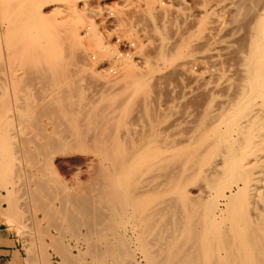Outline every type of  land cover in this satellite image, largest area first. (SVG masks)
I'll list each match as a JSON object with an SVG mask.
<instances>
[{
    "label": "rangeland",
    "instance_id": "obj_1",
    "mask_svg": "<svg viewBox=\"0 0 264 264\" xmlns=\"http://www.w3.org/2000/svg\"><path fill=\"white\" fill-rule=\"evenodd\" d=\"M12 1L16 2L10 4V9L14 8V27L8 33L11 42L6 41L7 51L5 43H0V58L8 49L12 53L5 65L8 68L0 66V248L9 249L0 251L9 253L0 264H242L235 258L230 261L224 254L226 250L233 251L232 232L228 220L221 226L215 219L221 202L213 193H229L236 182H241L246 176L243 172L252 165L254 150L237 148L239 154L237 150L234 153L245 157L247 165L237 172L222 171L221 156L226 144L220 147L224 144L218 140L220 136H211L209 122L239 95L244 80L241 53L248 49L256 27L255 12L264 0H236L235 3L240 1V5L236 3L239 7L233 0H51L59 2V6L50 0H32V4L49 3L41 8L45 16L39 20L44 29L40 28L42 37L30 33L29 44L22 43L23 23L16 26L14 22L24 17L27 20V8ZM53 6L61 9L59 15L55 14L59 10L54 11L55 16L52 14ZM73 6L77 10L90 8V14L80 13V9L73 12ZM54 35H58L59 46L55 40L52 42ZM19 43L28 51L27 57ZM49 46L57 47L59 55L54 50L48 53ZM11 47L16 48L17 56ZM114 51L122 53L119 58L114 57ZM55 54L60 61H53L54 66L47 68ZM123 56L128 60L120 59ZM19 71L24 75H18ZM206 125L211 129H207L209 134L205 129L200 134ZM198 133L214 138L212 141L204 137L211 141L213 155L207 142L205 148H200L205 141L200 140L203 136L197 138ZM197 147L202 158L199 148L196 157L202 161H195V166L190 162L196 159ZM166 150L174 155L167 156ZM189 150H194L191 157ZM183 153L189 155L185 157ZM140 154L142 164L148 159L152 164L145 163L143 168ZM162 157L169 158V162ZM131 160L138 164L135 166ZM181 165L197 167L200 177L188 173H195L196 168L189 167L188 171ZM171 173L189 176L190 181L183 182ZM152 185L157 190H152ZM237 197L234 219L240 226L253 219L254 205L248 204L251 199L264 215V192L253 197L242 190ZM86 198L88 203L83 202ZM140 206L144 211L138 209ZM190 228L197 231L193 233ZM186 230L188 235L183 236ZM175 234L177 238L172 237ZM188 248L197 253L191 255ZM203 254H210L208 261Z\"/></svg>",
    "mask_w": 264,
    "mask_h": 264
},
{
    "label": "bare ground",
    "instance_id": "obj_2",
    "mask_svg": "<svg viewBox=\"0 0 264 264\" xmlns=\"http://www.w3.org/2000/svg\"><path fill=\"white\" fill-rule=\"evenodd\" d=\"M16 1V0H15ZM17 1H19V3L20 4H23V7H21L22 9L24 8V7H26L27 8V12H28V15H30V16H26V17H28L27 18V20L25 19V17H24V19H21L20 20V24L17 22V21H15L14 20V22H15V25L17 24L18 26L19 25H21L22 26V23H23V28H22V31L20 32V33H22L21 34V36H22V43H23V41L25 42V44L26 43H28L29 44V40H31L30 39V36L31 35H29L30 33H34V35L35 36H39V37H42L41 36V34H43V32H42V30H40V28L41 29H43L42 28V26L40 27V22L43 20V18L45 17L43 14L44 13H42L43 11H42V9L41 8H43V5H44V3H37V4H32V3H30V1L32 2V0H17ZM29 1V2H28ZM47 1V0H46ZM53 1V0H52ZM57 1H60V0H57ZM67 1V0H66ZM129 1V0H128ZM151 1V0H150ZM228 1V0H227ZM235 1L236 0H233V2L235 3ZM243 1V0H242ZM44 2V1H43ZM49 2H51V0L49 1ZM49 2H46L45 3V5L47 4V3H49ZM61 2H63V1H61ZM142 2V1H141ZM184 2V1H183ZM16 2H13L12 0H0V14H1V17L3 18V20L2 19H0L1 20V23H0V43H5V50L7 51V48H6V41H8L9 40V36H8V33H9V31H10V33H11V27L13 26L14 27V24H13V22H12V17H11V15H12V12L14 13V8L12 7V10L10 9V4H15ZM18 3V4H19ZM28 3H30V4H28ZM51 3H53V2H51ZM55 3H57V4H54L55 6L56 5H61V4H59V2H55ZM66 3V2H65ZM71 3H73V1L71 2ZM80 3V2H79ZM86 3V2H85ZM145 3V2H144ZM152 3V2H151ZM158 3V2H157ZM156 3V4H157ZM236 3H240V1H237ZM235 3V4H236ZM19 4V5H20ZM24 4L26 5V6H24ZM67 4V3H66ZM69 4V3H68ZM68 4H67V6H68ZM238 4H236V6L238 5ZM250 4V3H249ZM258 4V3H257ZM17 5L18 7H20V6H22V5ZM28 5V6H27ZM44 5V6H45ZM63 5V4H62ZM86 5V4H85ZM139 5V4H138ZM240 5V4H239ZM243 5V4H242ZM241 5V6H242ZM47 6V5H46ZM57 6V7H58ZM71 6H72V4H71ZM80 6V5H79ZM163 6V5H162ZM54 7V6H53ZM60 7H62V6H60ZM149 7H151V6H149ZM155 7V6H154ZM153 7V8H154ZM237 7H239V6H237ZM5 8V9H4ZM20 8V9H21ZM55 9H52L53 10V13L52 14H54L57 10H59V11H57L55 14H57V15H59V13L58 12H60V10L61 9H59V7L58 8H56V7H54ZM64 8H66V6L64 5ZM68 8V7H67ZM66 8V9H67ZM73 9H72V11L74 12V11H78L77 9H76V6L74 7H72ZM77 8H78V6H77ZM82 8V7H81ZM85 8V7H84ZM215 8V7H214ZM220 8V4H219V7H218V9ZM232 8V7H231ZM234 8V7H233ZM21 9V10H22ZM83 9V8H82ZM82 9H80L82 12H80V13H83V11H84V13L85 12H87L88 13V10L90 9H88V8H86V10H82ZM88 9V10H87ZM151 9V8H150ZM211 9V8H210ZM217 9V10H218ZM5 10V11H4ZM10 10H11V12H10ZM20 10V11H21ZM34 10H37L36 11V13L34 12ZM68 10V9H67ZM91 10V9H90ZM147 11H148V9H146ZM20 11H18V12H20ZM23 11H25V9L23 10ZM22 11V13H24ZM55 11V12H54ZM152 11V10H151ZM150 11V12H151ZM219 11V10H218ZM238 11H239V8H238ZM26 12V11H25ZM26 12V13H27ZM38 12V13H37ZM52 12V11H51ZM51 12H50V14H51ZM62 12H64V11H62ZM90 12V11H89ZM149 12V13H150ZM209 12V11H208ZM236 12V11H235ZM242 12V11H241ZM16 13V12H15ZM61 13V12H60ZM3 14V15H2ZM17 14V13H16ZM25 14V13H24ZM38 15V17H37V15ZM50 14H49V16H50ZM55 14H54V16H55ZM74 14V13H73ZM75 14H79V13H75ZM88 14H90V13H88ZM19 15V14H18ZM47 15V14H46ZM82 16H83V14H81ZM35 16V20L33 19V17ZM42 16H44L43 18H42ZM63 16H65V15H63ZM73 16H76V15H73ZM78 16H80V15H78ZM0 17V18H1ZM37 17V18H36ZM51 17V16H50ZM60 17V16H59ZM62 17V16H61ZM61 17L59 18L60 20H61ZM67 17V16H66ZM65 17V18H66ZM81 17V16H80ZM16 18V17H15ZM19 18H20V16H19ZM19 18H18V20H19ZM40 18H42L41 19V21H39L40 20ZM64 18V17H63ZM79 18V17H78ZM83 18H84V16H83ZM255 18H256V27L253 25V27H255V30H254V33L253 34H251L252 36H251V39H250V42H249V46H248V49L246 50V51H241L242 53H241V56H242V59H243V61H244V63H243V71H244V80H243V83H242V85H241V88H240V92H239V95L236 97V100L234 101V102H232V104H229V106L226 108V109H224V110H222L220 113H218V115L216 114V116L217 117H215L214 118V120H213V122H212V119H211V122H209V124L210 123H212V126L209 128H207V125H206V127L204 126V128L203 129H200V131L202 130V131H204V129L207 131V133H208V131L209 130H207V129H210L211 130V136H213V135H218V136H220L219 137V139L218 140H220V142H222V143H224L223 145H221L220 147H223L225 144H226V152L224 151V155L223 156H221L222 157V164H221V168H222V171H224V172H232V171H235V172H237L238 170H241L242 168H244V166L245 165H247V164H244V158L243 157H239V155L237 156L235 153V151L237 150V148H239V149H248V151L249 152H252V150H254V153L252 152V154H253V157H252V165H250L249 167H247V168H249V169H247V171H246V173L245 172H243V175H246V176H243V179H241V182L240 183H238V182H236V184H235V186H234V188H231V187H229V188H231V189H229V193H228V190H226L227 191V193H225V190H216L213 194H214V196H216V197H218L219 199H220V202H221V207L218 209V211H217V213L215 214V219L217 220V222L222 226L224 223L226 224V221L228 220L230 223H228V226H229V229L231 230V234H232V241H230L231 242V246L230 247H232V249H233V251L231 250V252L229 251V250H226L225 252H224V254H226V256L227 257H229V260L231 261V260H237V262L239 261V262H241L242 264H264V215H263V213H262V211H263V209L262 210H260L261 209V207H258L257 205H256V203L254 204V201H252V199L250 200V202L248 201V204H251V203H253V205H254V207H253V210H252V215H253V219L250 221L251 223H247L246 225H241L240 226V224H238L237 223V220H236V222H235V219H234V213L236 212V208H238V207H236V204H237V195L242 191V190H247L248 191V193L250 194V193H252V195H253V197L254 196H259V194H260V192L261 193H263L264 192V1L262 2V4L256 9V12H255ZM76 19V18H75ZM46 20H47V17H46ZM49 20V19H48ZM51 20V19H50ZM49 20V21H50ZM54 20V19H53ZM67 20V19H66ZM77 20V19H76ZM252 20V19H251ZM44 21H45V19H44ZM48 21V22H49ZM71 21H72V19H71ZM74 21V20H73ZM93 21V20H92ZM34 22H35V24H34ZM55 22H57L56 21V19H55ZM63 22H65V21H63ZM63 22H61L63 25H64V23ZM82 22V21H81ZM84 22V21H83ZM83 22H82V24H83ZM42 23V22H41ZM47 23V22H46ZM68 23V22H67ZM73 23V22H72ZM75 23V25H76V22H74ZM90 24H91V22H89ZM217 23V22H216ZM219 23V22H218ZM223 23V22H222ZM225 23V22H224ZM226 23H228V22H226ZM34 24V25H33ZM47 24H51V23H47ZM70 24V23H69ZM80 24V23H79ZM79 24H77V25H79ZM214 24V23H213ZM16 25V26H17ZM61 25V24H60ZM67 26V25H66ZM68 26H70V25H68ZM72 26V25H71ZM84 26H85V24H84ZM83 25H82V27H84ZM218 26V25H217ZM13 27H12V29H13ZM56 27H59V25L58 26H56ZM74 26H72L71 27V29L70 30H72V28H73ZM79 27V26H78ZM77 27V28H78ZM87 29L89 28V26L87 27V25L85 26ZM84 27V28H85ZM17 28H20V27H16V29ZM64 28V27H63ZM80 28V27H79ZM85 28V29H86ZM116 28V27H115ZM15 29V30H16ZM21 29V28H20ZM19 29V30H20ZM90 30H91V27L89 28ZM120 29V28H119ZM240 29V28H239ZM18 30V29H17ZM44 30V29H43ZM74 30H75V28H74ZM80 30V29H79ZM82 30V29H81ZM126 30V29H125ZM226 30V29H225ZM242 30V29H241ZM61 31V30H60ZM85 31V30H84ZM87 31H89V30H87ZM64 32V31H63ZM72 32V31H71ZM76 32V31H75ZM77 32H79V31H77ZM93 32H94V29H93ZM117 32V31H116ZM129 33V32H128ZM16 34H17V32H16ZM15 34V35H16ZM59 34H61V33H59ZM69 34V33H68ZM88 34V33H87ZM86 34V35H87ZM94 34H95V32H94ZM18 35V34H17ZM33 35V34H32ZM71 35V34H70ZM74 35V34H73ZM76 35V34H75ZM220 35V34H219ZM55 37H52V42L54 41V43L56 44L57 43V46H59V44H58V42H56L57 40H59V38H58V35H57V38H56V35H54ZM69 36V35H68ZM84 36V35H83ZM89 36H90V34H89ZM91 36H93V35H91ZM238 36V35H237ZM18 37V36H17ZM23 37H24V39H23ZM66 37V36H65ZM15 38V37H14ZM20 36H19V38H18V40H20ZM31 38H32V36H31ZM47 38V37H46ZM49 38V37H48ZM47 38V39H48ZM60 38H62V37H60ZM79 38V37H78ZM50 39V38H49ZM57 39V40H56ZM82 39V38H81ZM237 39V38H236ZM12 40V39H11ZM26 40H28V42L26 41ZM83 40V39H82ZM77 41V40H76ZM8 42H11L10 40L8 41ZM40 42H41V40H40ZM45 42H47V41H45ZM45 42H43V43H45ZM232 42V41H231ZM239 42V41H238ZM237 42V43H238ZM13 43H14V41H13ZM60 43V42H59ZM9 44V43H8ZM33 44H34V42H33ZM42 44V43H41ZM48 44V43H47ZM46 44V45H47ZM223 44V43H222ZM227 44V43H226ZM1 45V44H0ZM15 45V44H14ZM20 45V46H19ZM19 47H20V49L21 50H23V48L24 47H22L21 46V44L19 43ZM23 45V44H22ZM51 45H53L52 43H51ZM11 46H12V44H11ZM30 46V45H29ZM40 46V45H39ZM54 46V45H53ZM53 46H49V47H46V49H47V52H48V50L51 52L52 50H54V51H52V52H55L56 50V48L55 49H53L54 47ZM73 46V45H72ZM102 46V45H101ZM34 47V46H33ZM1 48V47H0ZM8 48H10V45H9V47ZM13 48H15V47H13ZM12 47H11V49H13ZM36 48H38V47H36ZM35 48V49H36ZM116 48V47H115ZM115 48H113V49H115ZM246 48V47H245ZM30 49V48H29ZM42 49H45L44 47L42 48ZM88 49V48H87ZM181 49V48H180ZM219 49V48H218ZM239 49V48H238ZM1 50V49H0ZM4 50V49H3ZM4 50V51H5ZM19 50V49H18ZM31 50H32V48H31ZM39 50H40V48H39ZM57 50H60V48H58ZM62 50V49H61ZM244 50V49H243ZM14 51V53H15V55H16V52H17V50H16V48H15V50H13ZM12 51V52H13ZM16 51V52H15ZM46 51V50H45ZM44 51V52H45ZM220 51V50H219ZM18 52H22V51H18ZM23 52L26 54V52H28V51H25V49L23 50ZM37 52V51H36ZM51 52V53H52ZM57 52V51H56ZM115 52V51H114ZM2 53V52H1ZM0 53V54H1ZM4 53V52H3ZM10 50L8 49V53L6 52V55H5V57L4 58H0V66H2L3 68L4 67H6L5 65H6V63H7V60H8V58L12 55V53H11V55H10ZM40 53V52H39ZM49 53V52H48ZM59 52H57V54H58ZM178 53V52H177ZM5 54V53H4ZM9 54V55H8ZM19 53H17V55H18ZM34 54V53H33ZM37 54V53H36ZM110 54H113V53H110ZM120 54H122L121 52L119 53V51L117 52H115V54H114V57L115 58H119V56H120ZM16 55V56H17ZM21 55V54H20ZM23 55V54H22ZM47 55V54H46ZM51 55V54H50ZM49 55V56H50ZM59 55V54H58ZM87 55V54H86ZM1 56V55H0ZM9 56V57H8ZM29 56V55H28ZM125 56V55H124ZM124 56H123V58H120V59H124V60H128L127 58L125 59L124 58ZM25 57H27V54L25 55ZM51 57H54L53 59L51 58ZM50 58L52 59V61H51V59H50V62H48V64L47 65H49V63H51L50 65H49V67L46 65V67L47 68H50V66H51V68L54 66V65H52V64H54V62L55 61H60V60H57L58 58V56L55 54V55H52ZM12 58V57H11ZM20 58V57H19ZM46 58V57H45ZM130 58H132V57H130ZM41 59V58H40ZM59 59H60V56H59ZM24 60V59H23ZM39 60V59H38ZM47 60V59H46ZM110 60V59H109ZM113 60H114V58H113ZM188 60V59H187ZM54 61V62H53ZM121 61V60H120ZM132 61H134V60H132ZM146 61V60H145ZM18 62H20V61H18ZM21 62H23V61H21ZM39 62V61H38ZM42 62V61H41ZM47 62V61H46ZM45 62V63H46ZM56 63H58V62H56ZM113 63V62H112ZM111 63V64H112ZM118 63V62H117ZM121 63V62H120ZM124 63H125V65H127V61L125 62L124 61ZM131 62L130 61H128V65L130 64ZM150 63V62H149ZM12 64V63H11ZM44 64V63H43ZM115 64V63H114ZM151 64V63H150ZM156 64H158V63H156ZM182 64V63H181ZM23 65V64H22ZM40 65V64H39ZM59 64H57V65H55L56 67L58 66ZM123 65V64H122ZM131 65H132V63H131ZM183 65V64H182ZM9 66V65H8ZM34 66V65H33ZM80 66V65H79ZM109 66V65H108ZM111 66V65H110ZM188 66V65H187ZM14 67V66H13ZM11 68V69H13V71H12V73L14 72V70H15V67L14 68ZM39 67V66H38ZM135 67V66H134ZM8 67H6V69H7ZM10 68V67H9ZM27 68V67H26ZM39 68H41V67H39ZM80 68V67H79ZM82 68V67H81ZM95 68V67H94ZM17 69V68H16ZM18 69H21V68H18ZM58 69V68H57ZM83 69H84V67H83ZM104 69V68H103ZM106 69V68H105ZM108 69V68H107ZM106 69V70H107ZM130 69H132V68H130ZM1 70H2V68H1ZM22 70V69H21ZM55 70V69H54ZM105 70V71H106ZM7 71V70H6ZM10 71V70H9ZM17 71V70H16ZM24 71V70H23ZM23 71H19L20 73L18 74V75H22V73H23ZM55 72V71H54ZM78 72H79V70H78ZM18 73V72H17ZM46 73V72H45ZM110 73V72H109ZM224 73V72H223ZM11 74V73H10ZM121 74V73H120ZM16 75V74H15ZM23 75H24V73H23ZM56 75V74H55ZM54 75V76H55ZM14 76V75H13ZM109 76V75H108ZM8 78V77H7ZM10 78H11V76H10ZM72 78V77H71ZM78 80V79H77ZM6 81V80H5ZM17 81V80H16ZM72 81V80H71ZM14 82H15V80H14ZM63 82V81H62ZM63 83H65V82H63ZM240 83V82H239ZM6 84H8V83H6ZM57 84V83H56ZM4 85V84H3ZM61 85V84H60ZM73 85V84H72ZM14 87V86H13ZM2 88H3V86H2ZM8 88H9V86H8ZM62 88V87H61ZM10 89V88H9ZM16 89V88H15ZM14 89V90H15ZM6 90H7V87H6ZM8 91V90H7ZM17 91V90H16ZM9 92V91H8ZM15 91H13V93H14ZM54 94V93H53ZM9 95H10V93H9ZM11 96V95H10ZM12 97H14V96H12ZM11 97V98H12ZM60 97V96H59ZM56 98H57V96H56ZM232 98V97H231ZM30 99V98H29ZM21 100V99H20ZM35 100V99H34ZM232 101V100H231ZM10 103V102H9ZM28 103V102H27ZM61 103V102H60ZM59 103V104H60ZM14 104V103H13ZM12 104V105H13ZM32 104V103H31ZM11 105V106H12ZM16 105V104H15ZM62 105V104H61ZM23 107V106H22ZM32 107H34V106H32ZM65 107H67V105L65 106ZM59 108H61V107H59ZM32 110H30V112H31ZM213 111V110H212ZM33 113V112H32ZM214 113V112H213ZM16 116V115H15ZM17 118V117H16ZM14 124V123H13ZM59 124H57V126H58ZM211 125V124H210ZM26 126V125H25ZM55 126H56V123H55ZM13 127V126H12ZM23 127V126H22ZM197 127V126H196ZM27 128V127H26ZM29 128H31V127H29ZM60 129V128H59ZM33 131V130H32ZM52 131V130H51ZM60 131H61V129H60ZM199 131V132H200ZM201 131V132H202ZM205 132H202V133H200V134H204ZM207 133L205 134L207 137L209 136V135H207ZM50 134V133H49ZM60 134V133H59ZM200 134L198 133L197 135H198V137L197 138H199V136H200ZM209 134V133H208ZM172 135V134H171ZM205 135H201V136H203V138H200V140L201 139H204V137L205 138H207ZM200 136V137H201ZM211 136H210V138H211ZM54 137V136H53ZM195 137V138H196ZM42 138V137H41ZM55 138V137H54ZM167 138V137H166ZM192 138V137H191ZM196 138V140H198ZM209 137L207 138V139H210ZM207 139H204L203 141H205L204 142V146H202L201 145V143L199 144L200 145V148H205L206 146H207V143H208V146H209V148H210V143L209 142H211L210 140H214V138H212V139H210V140H208L209 142H207ZM193 140V139H192ZM191 140V141H192ZM212 140V141H213ZM24 141V140H23ZM188 141V140H187ZM215 141V140H214ZM192 142H194V141H192ZM207 142V143H206ZM166 143V142H165ZM164 143V144H165ZM167 143H169V142H167ZM215 143H217L218 144V142H214V145H215ZM154 144V143H153ZM212 145H213V143H211ZM221 144V143H220ZM19 145V144H18ZM166 145V144H165ZM179 145V144H178ZM206 145V146H205ZM213 145V146H214ZM155 146H156V144H155ZM187 146H188V148H189V146H190V144L188 145V142H187ZM198 146V145H197ZM216 146V145H215ZM157 147V146H156ZM158 147H160L159 145H158ZM157 147V148H158ZM165 147V146H164ZM169 147V148H168ZM171 147H172V145H171ZM170 146H167V148L169 149V150H172V149H170L171 148ZM175 147H177V146H175ZM179 148H182V147H180V146H178ZM212 147V146H211ZM155 148V147H154ZM179 148H178V150H179ZM198 148L199 147H197L196 149L194 148V150H198ZM199 148V153H198V151L195 153L194 152V150H193V152H194V156L196 157V155H197V153H198V155H200L201 156V149ZM214 148V147H213ZM177 149V148H176ZM184 149H185V147H184ZM190 150H192V148H189ZM211 149V148H210ZM219 149V148H218ZM222 149V148H221ZM152 150H155V149H152ZM159 151H160V149H158ZM188 150V149H187ZM189 150V151H190ZM206 150V149H205ZM205 150H203L204 152H205V154L206 153H208V151H205ZM25 151V150H24ZM163 151H164V149H163ZM166 151H168V150H166ZM165 151V153H168V155L167 156H173L174 154L173 153H169L170 151H168V152H166ZM186 151V150H185ZM211 153H212V151H213V149H211V150H209ZM214 151H215V149H214ZM238 151V150H237ZM150 152V151H149ZM171 152H173V151H171ZM175 152V151H174ZM184 152V151H183ZM191 152V155H190V157L192 156V151H190ZM190 152H185V153H190ZM203 152V153H204ZM209 152V153H210ZM235 152V153H234ZM155 153H159L160 154V152H155ZM154 153V154H155ZM164 152L162 153V155L161 156H163V154H165ZM202 153V154H203ZM221 153V152H220ZM238 154H239V151L237 152ZM247 153V152H246ZM24 154V153H23ZM121 154L123 155V152L122 153H120L119 154V156L121 157ZM138 155H139V153H137ZM148 154V153H147ZM152 153L150 152V155H151ZM154 154L152 155V156H154ZM170 154V155H169ZM172 154V155H171ZM177 154H178V151H177ZM214 153H212V155H213ZM141 156H139V161H140V157H142L143 155L142 154H140ZM183 155H185V157L187 156V155H189V154H184L183 153ZM182 155V156H183ZM244 155V154H243ZM16 156V155H15ZM118 156V155H117ZM151 156V157H152ZM166 156V155H165ZM166 156V157H167ZM156 157V156H155ZM160 157V156H159ZM164 158V157H162V158H164V160L166 159V161H167V163L169 162V158L167 159V158ZM190 157L188 156L187 157V159H190ZM13 158V157H12ZM119 158V157H118ZM182 158H184V157H182ZM200 158V157H199ZM201 158H202V156H201ZM203 158H205V157H203ZM209 158H211V157H209ZM247 158V157H246ZM135 159V158H134ZM146 159H148L147 157H146ZM159 159V158H158ZM172 159H173V157H172ZM19 160V159H18ZM137 160H138V158H137ZM143 160H145V159H143ZM148 160H150V159H148ZM147 160V162H144V164L146 163V164H148V162L150 163V161H148ZM156 160V159H155ZM176 160V159H175ZM181 160H183V159H181ZM191 160V159H190ZM190 160H189V162H190ZM198 159H197V157H196V159L195 158H193V160L192 161H194V162H190V164L192 163H194V165L196 166L197 164H196V162L198 163V161L200 160V162L202 161V159H199L198 161H197ZM119 161V160H118ZM132 161V160H131ZM135 160H133L132 161V163L134 162ZM141 161H142V159H141ZM140 161V162H141ZM146 161V160H145ZM185 161V159L183 160V162ZM196 161V162H195ZM207 161H208V159H207ZM210 161V160H209ZM27 162V161H26ZM121 162V161H120ZM130 162V161H129ZM136 162V161H135ZM135 162H134V164H135ZM143 162V161H142ZM142 162H141V166L144 168V164H142ZM155 163H156V161H154ZM163 162H165V161H163ZM178 162V161H177ZM180 162V161H179ZM116 163H118L117 162V160H116ZM158 163V162H157ZM166 162H165V164H167ZM185 163V162H184ZM187 163H188V161H187ZM211 163V162H210ZM209 163V164H210ZM137 164H138V162H137ZM137 164H135V166L137 165ZM150 164H152V163H150ZM164 164V163H163ZM165 164H164V166H165ZM181 164H183V163H181ZM189 164V163H188ZM254 164V165H253ZM149 165V164H148ZM187 165V164H186ZM131 166V165H130ZM134 165H132V167H135ZM138 166H140V163H139V165ZM138 166L136 167L137 169H138ZM163 166V165H162ZM177 166H179L178 164H177ZM183 165H181V167H182ZM121 167V166H120ZM152 167V166H151ZM155 167V166H154ZM180 167V169H182ZM184 167H186V166H183V168ZM189 167H191V166H188V167H186V169L189 171L190 169H188ZM176 168V167H175ZM191 168H196L195 169V173H193L192 172V170H190L188 173H192V175L194 174V176H196V173H197V167H191ZM134 169V168H133ZM137 169H134L133 171L136 173V172H138V171H135V170H137ZM140 169V168H139ZM138 169V170H139ZM156 169H157V167H156ZM160 169V168H159ZM217 169H219V168H217ZM201 169H199L198 171H200ZM204 170V169H203ZM203 170H202V172H203ZM243 170V169H242ZM21 171V170H20ZM141 171V170H140ZM177 171H180L179 170V167L177 168ZM185 171V170H184ZM220 171V170H219ZM218 171V172H219ZM154 172H156L155 170H154ZM201 172V171H200ZM160 173V172H159ZM168 173V172H167ZM177 173H179V172H177ZM222 173V172H221ZM157 174V173H156ZM173 176H175L173 173H171ZM170 174V175H171ZM201 173H197V176H198V178L200 177L199 175H200ZM203 174H204V172H203ZM160 174H158V176H159ZM169 175V174H168ZM182 175H184V172L182 173ZM185 175H186V173H185ZM148 176V175H147ZM147 176H146V178H147ZM153 176V175H152ZM154 176H156V175H154ZM172 176V177H173ZM191 176V175H190ZM208 176H210V175H208ZM175 177H177V178H181L182 180H183V182H185V180H189L190 178H189V176L188 177H186V178H184L185 176H182V177H178V176H175ZM175 177H173L174 179H175V181L177 180V178H175ZM28 178V177H27ZM156 178V177H155ZM167 178V177H166ZM165 178V179H166ZM170 178V177H169ZM192 178H196V177H193L192 176ZM141 179V178H140ZM174 179H172L171 178V180L173 181V183H174ZM180 179V180H181ZM149 181H148V183L150 182V179H148ZM152 180V179H151ZM170 179L168 180V181H170V182H172ZM223 180V179H222ZM154 180H152V182H153ZM157 181V180H156ZM190 181V180H189ZM192 181V180H191ZM27 183H28V181H26ZM145 182V181H144ZM164 182V181H163ZM183 182H180L181 183V185L183 186H187L185 183H183ZM23 183V182H22ZM25 183V182H24ZM145 183H147V182H145ZM189 183H191V182H189ZM208 183V182H207ZM210 183V182H209ZM208 183V184H209ZM231 183V182H230ZM151 184V183H150ZM149 184V185H150ZM155 184V183H154ZM165 184V183H164ZM203 184V183H202ZM212 184V183H211ZM178 185V184H177ZM213 185V184H212ZM28 186V185H27ZM27 186H26V188H27ZM145 186V185H144ZM153 186V185H152ZM179 186V185H178ZM210 186V185H209ZM147 187V186H146ZM149 187V186H148ZM150 187H151V185H150ZM161 187V186H160ZM173 187V186H172ZM181 187V186H180ZM24 188H25V186H24ZM30 188V187H29ZM34 188V187H33ZM143 188V187H142ZM145 188V187H144ZM183 188V187H182ZM205 188V187H204ZM211 188V187H210ZM157 190V188L155 187L154 188V186H153V188H152V190ZM168 189H169V187H168ZM178 189V188H177ZM176 189V190H177ZM184 189V188H183ZM28 190V189H27ZM138 191V190H137ZM181 191V190H180ZM202 191H206L205 189H202ZM208 191V192H207ZM206 192L207 193H210V191L209 190H207ZM140 192H142L141 190L139 191V193L138 194H141ZM178 192H179V190H178ZM186 192V191H185ZM185 192L183 193V194H185ZM196 192V191H195ZM244 192V191H243ZM147 193V192H146ZM189 193V192H188ZM143 194H145V193H143ZM177 194V193H176ZM148 195V194H147ZM146 195V196H147ZM159 195V194H158ZM182 195V194H181ZM198 195H200L199 194V192H198ZM197 195V196H198ZM247 195V194H246ZM56 196V195H55ZM138 196V195H137ZM141 196V195H140ZM140 196L138 197V199L140 198ZM156 196V195H155ZM184 196V195H183ZM187 196L188 195H186V198H187ZM200 196H202V195H200ZM209 196V195H208ZM240 196V195H239ZM249 196V195H248ZM263 197V196H262ZM55 198V197H54ZM143 198V197H142ZM149 198V197H148ZM202 198V197H201ZM213 198V197H212ZM245 198V197H244ZM248 198V197H247ZM135 199V198H134ZM137 199V198H136ZM147 199V198H146ZM151 199V198H150ZM172 199H174V198H172ZM246 199V198H245ZM84 200L85 201H87V203H88V200H87V198L86 199H83V202H84ZM179 200H181V199H179ZM178 200V201H179ZM215 200V199H214ZM217 200V199H216ZM255 200V199H254ZM142 201H143V199H142ZM141 201V202H142ZM153 201V200H152ZM174 202H175V199H174ZM262 202V201H261ZM77 203V202H76ZM86 203V202H85ZM140 203V202H139ZM178 203V202H177ZM184 203V202H183ZM182 203V204H183ZM186 203V202H185ZM79 204H81V202L79 203ZM82 204H84V203H82ZM136 204V203H135ZM141 204V203H140ZM139 204V205H140ZM179 204H180V202H179ZM137 206H138V204H136ZM136 205H135V207H136ZM238 205H240V204H238ZM263 205V204H262ZM86 206V205H85ZM152 206V205H151ZM183 206V205H182ZM181 206V207H182ZM243 206H245V204H243ZM75 207H77V206H75ZM150 207V206H149ZM179 207H177V209H178ZM184 208H188V207H184ZM195 208V207H194ZM70 209V208H69ZM74 209V208H73ZM138 209H142L141 208V206H140V208H138ZM138 209H137V212H138ZM200 209V208H199ZM75 210V209H74ZM143 210V209H142ZM188 210H189V208H188ZM194 210V209H193ZM136 211V210H135ZM144 211V210H143ZM178 211H179V209H178ZM190 211V210H189ZM187 212V211H186ZM191 212V211H190ZM195 213V212H194ZM180 214H181V212H180ZM184 214V213H183ZM186 214V213H185ZM192 214H193V211H192ZM197 214V213H196ZM190 215V214H189ZM211 215V214H210ZM210 215H208V216H210ZM185 216V215H184ZM250 216V215H249ZM237 217V216H236ZM235 217V218H236ZM238 217H240L239 215H238ZM200 218V217H199ZM187 219V218H186ZM186 219H184V220H186ZM195 219V218H194ZM240 219V218H239ZM205 220V219H204ZM189 221H190V219H189ZM200 221V220H199ZM202 221V220H201ZM239 221V220H238ZM241 221V220H240ZM191 222V221H190ZM196 222V221H195ZM204 221H202V222H200V223H203ZM206 222V221H205ZM242 222V221H241ZM185 223V222H184ZM187 223V222H186ZM208 223V222H207ZM214 223V222H213ZM180 224H181V222H180ZM193 224V223H192ZM224 224V225H225ZM230 224V225H229ZM207 225V224H206ZM185 226V225H184ZM191 227H192V225H190ZM189 226V227H190ZM216 226V225H215ZM252 226V227H251ZM182 227V226H181ZM212 227V226H211ZM214 227V226H213ZM248 227V228H247ZM255 227V229H253ZM180 228V227H179ZM183 228V227H182ZM187 228V227H186ZM198 228V227H197ZM203 228V227H202ZM202 228H200V229H202ZM246 228V229H245ZM250 228H252V229H250ZM184 229V228H183ZM193 229V228H192ZM191 228H190V231H193ZM199 229V228H198ZM207 229H210V228H207ZM224 229H226L225 227H224ZM179 230V229H178ZM187 230H189V228L187 229ZM187 230L186 231H184V233L185 232H187ZM211 230H212V228H211ZM223 230V229H222ZM227 230V229H226ZM252 230V231H251ZM253 230H255V231H253ZM177 231V230H176ZM195 231H197V230H195ZM195 231H193V233L195 232ZM209 231V230H208ZM179 231H177L176 233H178ZM183 232H182V234H184ZM197 234L198 233H200L201 234V230H199L198 232H196ZM222 233V232H221ZM187 233H185L183 236H185ZM195 235V237L197 236L198 237V235ZM204 234V233H203ZM226 234V233H225ZM228 235L227 236H229V233H227ZM188 235V234H187ZM207 235V234H206ZM176 234L174 235V236H172V237H174V238H177L178 236H176ZM182 237V236H181ZM188 237H190V235L188 236ZM196 237V238H197ZM209 237H210V235H209ZM231 237V236H230ZM193 238H194V235H193ZM196 238H194V239H196ZM211 238V237H210ZM215 238V237H214ZM172 239V238H171ZM191 239V238H190ZM196 240H199L198 238L196 239ZM196 240H193V241H196ZM213 240V239H212ZM178 241H180V239L178 240ZM178 241L176 242V243H178ZM218 241V240H217ZM172 242V240L170 241V243ZM182 242V241H181ZM181 242H179V244L181 243ZM189 242H191V240L189 241ZM188 242V243H189ZM227 242H229L228 240H227ZM196 243H198L197 241L195 242V244ZM202 243V242H201ZM220 243V242H219ZM223 243H224V241H223ZM226 243V242H225ZM199 244V243H198ZM178 244H176V246H177ZM184 245H185V243H184ZM192 245V244H191ZM201 245V244H200ZM175 246V247H176ZM196 247H197V245H195ZM222 246V245H221ZM224 246V245H223ZM179 247L180 246H177V248L179 249ZM209 247V246H208ZM224 247H228V246H224ZM193 248V247H192ZM200 248V247H199ZM202 248H203V246H202ZM212 248H214V245H213V247ZM220 248V247H219ZM178 249H177V251H178ZM195 249V248H194ZM197 249H198V247H197ZM182 250V249H181ZM188 250H190L189 248H188ZM196 250V249H195ZM202 250V249H201ZM208 250V249H207ZM206 250V251H207ZM221 250V249H220ZM191 251H193V249L192 250H190V254L192 255V254H195V253H197V252H195V253H191ZM198 251V250H197ZM180 252V251H179ZM199 252H200V250H199ZM212 252V251H211ZM228 252V253H227ZM230 252V253H229ZM203 253V252H202ZM182 254V253H181ZM200 254V253H199ZM199 254H197L198 256H200ZM187 255V254H186ZM185 255V256H186ZM189 255V254H188ZM205 257H204V259H205V261L207 260V257L209 258L210 257V254H208V255H205V254H203ZM219 255H221V254H219ZM223 255V254H222ZM179 256H181V255H178L177 256V258L179 259ZM184 256V257H185ZM215 256V255H214ZM224 256V255H223ZM183 257V258H184ZM195 257V256H194ZM176 258V259H177ZM181 258V257H180ZM215 258H217V257H215ZM235 258V259H234ZM175 259V260H176ZM177 259V260H178ZM185 259V258H184ZM195 259H197L196 257H195ZM201 259H202V257H201ZM181 260V259H180ZM186 260H189V259H186ZM194 260V259H193ZM209 260V259H208ZM207 260V261H208ZM212 260V259H211ZM210 260V261H211ZM214 260V259H213ZM179 261V260H178ZM183 261V260H182ZM202 261V260H201ZM209 261V262H210ZM217 261V260H216ZM180 262L181 261H179V264H180ZM186 262H189V261H186ZM214 262V261H213ZM194 263H196L195 261H194ZM198 263H199V260H198ZM200 264V263H199ZM211 264V263H210ZM216 264V263H215ZM237 264V263H236Z\"/></svg>",
    "mask_w": 264,
    "mask_h": 264
},
{
    "label": "crops",
    "instance_id": "obj_3",
    "mask_svg": "<svg viewBox=\"0 0 264 264\" xmlns=\"http://www.w3.org/2000/svg\"><path fill=\"white\" fill-rule=\"evenodd\" d=\"M3 245V244H2ZM4 246H8V245H4ZM0 251H7V252H9V249H3V248H0ZM9 253H1L0 252V261L1 260H3V259H5V257L8 255Z\"/></svg>",
    "mask_w": 264,
    "mask_h": 264
}]
</instances>
